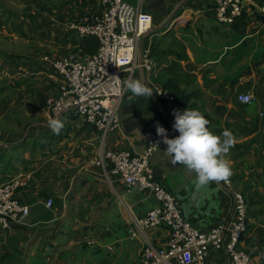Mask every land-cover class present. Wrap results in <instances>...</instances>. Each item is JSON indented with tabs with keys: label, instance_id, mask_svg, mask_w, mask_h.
Segmentation results:
<instances>
[{
	"label": "crops",
	"instance_id": "crops-1",
	"mask_svg": "<svg viewBox=\"0 0 264 264\" xmlns=\"http://www.w3.org/2000/svg\"><path fill=\"white\" fill-rule=\"evenodd\" d=\"M125 1L154 18L136 45L138 53L149 52L153 70L129 75L135 73L152 91L154 85L176 84L186 96L183 109L199 110L215 134L224 129L233 134L235 145L226 159L229 181L247 205L242 245L253 264H264V24L253 11L232 24H220L213 15L214 0ZM100 9L99 0L0 3V51L5 52L0 55V80L6 79L3 85L0 81V183L32 173L16 193L29 214L24 224L0 233V264H138L143 245L160 247L168 234L159 226L131 237L128 227L156 200L94 163L106 149L141 153L145 134L156 133L157 122L169 138L178 135L172 134V109L154 91L131 102L125 91L118 109L120 128L107 138L71 114L59 115L64 127L58 135L47 127V117L56 114L47 111L46 99L56 97L64 85L48 59L78 50L81 38L70 22ZM246 92L254 96L252 103L238 102L236 96ZM16 113L26 120L22 129L15 125ZM29 135L38 139L40 150L14 160L10 155L28 144ZM166 147L163 143L150 156V166L178 200L183 217L201 232L227 223L231 204L226 184L213 182L197 191L195 174L173 165ZM49 197L53 202L47 207ZM163 264H176V259ZM205 264L231 262L223 250L209 248Z\"/></svg>",
	"mask_w": 264,
	"mask_h": 264
},
{
	"label": "built area",
	"instance_id": "built-area-1",
	"mask_svg": "<svg viewBox=\"0 0 264 264\" xmlns=\"http://www.w3.org/2000/svg\"><path fill=\"white\" fill-rule=\"evenodd\" d=\"M99 3V12L69 24L78 37H95L96 51L83 54L79 48L63 57L48 59L51 70L62 77L64 85L56 97L46 99V108L54 114L81 117L105 138L121 125L118 109L125 93L122 81L134 70H153L149 52L138 53L136 45L139 37L151 29L154 18L125 0H99ZM212 10L220 24H232L248 11L258 14L264 24V0H214ZM153 91L172 111L184 110L165 87L154 85ZM236 98L242 104L254 100L248 92ZM172 134L178 132L174 129ZM144 142L141 153L106 149L94 161L106 167L125 186L148 191L156 200V205L135 219L128 231L135 237L136 231L165 226L168 234L160 247L145 243L138 264H163L172 257L176 264H205L209 248L223 250L231 264H253L250 253L242 245L248 226L247 205L242 193L234 189L229 180L224 182L230 190L231 214L227 223H219L207 232L199 231L183 217L178 200L156 179L150 166V156L163 145L162 138L148 131ZM31 176V172H23L0 183V233L13 225L24 224L29 206L21 203L16 193ZM52 202L49 197L45 205L50 207ZM224 230L227 236L223 235Z\"/></svg>",
	"mask_w": 264,
	"mask_h": 264
},
{
	"label": "clouds",
	"instance_id": "clouds-1",
	"mask_svg": "<svg viewBox=\"0 0 264 264\" xmlns=\"http://www.w3.org/2000/svg\"><path fill=\"white\" fill-rule=\"evenodd\" d=\"M122 83L124 90L131 93L129 102L152 95V89L135 73ZM173 116V128L178 132L174 138H169L167 130L158 122L155 126L157 136L167 146L164 151L170 162L181 164L195 174L193 185L197 191L213 182H227L232 171L226 157L235 145L231 131L224 129L221 134H215L208 128L209 120L197 109L186 108L182 112L174 109ZM47 127L54 134L60 133L64 122L58 113L47 117Z\"/></svg>",
	"mask_w": 264,
	"mask_h": 264
},
{
	"label": "rangeland",
	"instance_id": "rangeland-1",
	"mask_svg": "<svg viewBox=\"0 0 264 264\" xmlns=\"http://www.w3.org/2000/svg\"><path fill=\"white\" fill-rule=\"evenodd\" d=\"M26 1V0H25ZM25 1L24 0H0V3H1V5L3 6V4L4 3H6V4H17V3H20L21 5L23 4V3H25ZM4 54H5V52H3V51H0V55H3L4 56ZM6 57L8 58V59H13V60H16V62H17V58L16 57H14V56H9V55H6ZM3 74H5V73H3ZM1 81V85H3V83L6 81V79L5 78H3L2 80H0ZM14 122H16V126H20L19 128L20 129H22V125H23V123H25V121L26 120H24L25 118H21V116L19 115V113H16L15 114V117H14ZM110 134H113V133H109L108 135H107V137L110 135ZM106 137V138H107ZM37 140L38 139H31L30 138V135L28 136V138H27V141H28V144H26V145H21V147H19L18 148V150L16 149L15 151H14V153L12 154V155H10V156H12L13 157V159L15 160V159H17V158H19V156H22V155H25L26 153H28L29 151L30 152H32L31 153V156H34L35 155V153L34 152H36V153H38V151L40 150V148L38 147V146H36V145H39L38 144V142H37ZM26 141V142H27ZM25 142V143H26ZM27 171H32V170H27ZM247 224H248V220H247ZM247 230V229H246ZM246 233V232H245Z\"/></svg>",
	"mask_w": 264,
	"mask_h": 264
},
{
	"label": "trees",
	"instance_id": "trees-1",
	"mask_svg": "<svg viewBox=\"0 0 264 264\" xmlns=\"http://www.w3.org/2000/svg\"><path fill=\"white\" fill-rule=\"evenodd\" d=\"M80 48H81L82 53H87V54L94 53L96 51V49H97V40H96V38L93 37L92 35H85V36L81 37ZM165 88L175 97V100L179 104H181V106H182L183 102H184L183 100H185L186 96H184L183 94L180 93V90H179L178 86L176 84H174V83H168V84L165 85ZM86 124H88V123H86ZM88 125H90V124H88ZM244 248L249 253L248 249L246 247H244Z\"/></svg>",
	"mask_w": 264,
	"mask_h": 264
},
{
	"label": "water",
	"instance_id": "water-1",
	"mask_svg": "<svg viewBox=\"0 0 264 264\" xmlns=\"http://www.w3.org/2000/svg\"><path fill=\"white\" fill-rule=\"evenodd\" d=\"M174 15V13H172L171 15H170V17H169V19H171V17Z\"/></svg>",
	"mask_w": 264,
	"mask_h": 264
}]
</instances>
